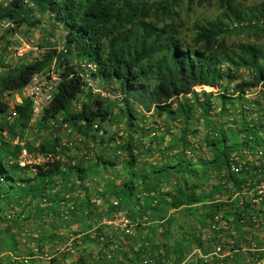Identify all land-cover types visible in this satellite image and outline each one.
<instances>
[{
  "label": "trees",
  "instance_id": "1",
  "mask_svg": "<svg viewBox=\"0 0 264 264\" xmlns=\"http://www.w3.org/2000/svg\"><path fill=\"white\" fill-rule=\"evenodd\" d=\"M219 1L225 9L221 16L195 22L192 35L184 39L176 26L158 24L150 19L159 8L169 9L171 2L166 0H0V21L12 23V26L8 24L1 30L0 38L5 41L11 27L15 28L21 23L27 27L35 26L39 24L42 14L49 17L51 24H59L64 30V50L47 47L39 56H31L15 69L1 73L0 91L21 87L34 72L49 67L55 58L59 78L51 99L42 107L40 118L47 122L50 118L56 120L60 116L58 122L64 123L77 134L73 151L72 146L60 143L56 134L36 146L25 143L28 150L60 152L61 156L58 159L21 165L17 157L24 146L12 142L11 138L18 134L15 123L21 127L26 125L31 107L27 98L14 103L12 109L15 123L0 121V199L26 204V209L39 217L51 213L60 224L66 225L81 217L92 216L94 220L101 217L103 212L91 207L92 203L88 200L90 192L98 193L106 202L108 196L117 199V204L108 202L104 211L106 213L122 207L129 208L138 202L137 192L158 191L156 184L149 181L150 177L166 176V172L172 168L180 175L188 172L195 178L213 175L217 184H214V189L202 193L194 192L193 188L199 186L197 183L184 186L177 190L178 195H173L169 202L160 195L161 205L157 209L160 213L165 212L167 203L178 205L193 202L214 192L226 193L229 186L235 183L243 184L253 174L254 165L245 164L241 169L231 171L228 157L243 148L264 147L261 137V134L264 135L262 118L242 115L241 124L227 131L221 126L210 127V133L203 140L210 155L194 156L196 163L204 165L201 171L191 166V157L184 152L185 147L192 151L198 149L195 142L186 136L188 131L194 133L196 130L189 128L190 122L195 119L193 111L196 108L200 109L202 116H207L214 106L212 98L223 107L225 102L245 99L244 93L257 85L262 87L264 94V44L237 41L227 45L223 35L231 31L232 21L238 24L234 28L243 29L264 19V1L244 7L234 5L232 0ZM81 62L91 63L93 68H85ZM240 66L247 69V78L238 76ZM87 78L114 85L112 93L116 90L120 94V111L126 116L128 125L135 119L134 107L158 115L165 114L181 123L177 133L166 131L169 135L166 142L161 143L162 136H153L144 145L146 154L150 156L156 152L164 159L163 164L149 163L147 169L139 167L142 173H135L132 166L139 159L136 155L140 144L136 138L129 137L118 146H112L116 152L114 156L103 157L97 153L93 160L88 158L80 144L87 147L84 141L87 138L96 137L99 142L104 140L97 130L100 122L110 115L111 108L107 97L90 90L85 92L78 108H72V100L83 91ZM230 79L234 81L230 82ZM195 85H199L200 89L196 90ZM202 85L212 86L214 90H205ZM254 102L257 103L256 100ZM237 103L240 111L249 110V106L244 108L240 102ZM5 107L4 103L0 105V109ZM153 143L155 146L151 149ZM173 149L175 151L169 153ZM172 155L175 160L169 164ZM120 161L128 166L129 174L140 175L141 182L135 183L128 178L118 185L107 179L102 188L96 190L97 182L89 176L98 174L97 166L107 170ZM151 197L148 195L147 199L150 201ZM237 203L238 206L233 201H219L215 206L222 204L236 208L234 213L237 218L248 219L246 207L251 203L245 200ZM61 207L68 208V219L60 218ZM149 207L156 208L151 205ZM96 232H103V226H96L93 242H99ZM111 237L116 238L115 233ZM105 240L104 245L110 241L108 235ZM147 242L148 239L144 237L142 251H147ZM91 253H88L89 257ZM101 253L96 261L108 264V257ZM85 256L88 255H80L76 263L83 264ZM176 257L178 260L182 256Z\"/></svg>",
  "mask_w": 264,
  "mask_h": 264
},
{
  "label": "rangeland",
  "instance_id": "2",
  "mask_svg": "<svg viewBox=\"0 0 264 264\" xmlns=\"http://www.w3.org/2000/svg\"><path fill=\"white\" fill-rule=\"evenodd\" d=\"M166 1L171 2L169 9L163 10V8H159L158 12L150 16V19L158 24L169 23L176 26L184 39H188L192 35L193 24L195 22H203L208 19L220 17L225 10L223 7L224 4L219 0ZM260 1L264 0H232L234 5L240 7L255 4ZM237 25L238 24L234 21L230 22V26L232 27L231 31L223 34L227 45L237 41H255L264 44V19H261L253 26H248L243 29L234 28ZM15 29L26 42L33 46L41 45L45 46V48L54 47L56 50H59L57 48L60 45H63L64 30L59 24H51L49 17L46 14L40 16V22L35 26L27 27L26 24L21 23L16 25ZM25 54L26 55L23 54L19 58L13 55H8V53L5 52L2 40L0 42V74L15 69L20 63L25 62L29 58V52ZM52 62L56 68L55 63L57 60L54 58L51 60L50 64ZM237 72L240 78L248 77L247 69L242 66L238 68ZM233 81L234 79H230V82ZM230 84L231 83H229V86ZM108 87V84L87 78L83 91L72 100V108H78L79 102L84 98L87 90H90L92 93H98L100 96H104L100 92L107 90ZM112 87H114V85H112ZM203 88L205 90H214V87L208 85H205ZM105 97H107L111 113L106 119L100 122L99 127L102 130L101 134L103 135L104 140L99 142L96 137L95 139L87 138L86 140L84 139L87 147H82V143L80 144L81 150H86L85 152L90 160H93L97 153L103 155V157L114 156L116 152L113 150L112 146H118V144L127 137L139 140L140 145L137 147L139 154L143 153V156H147L150 159L156 158V152H153L150 156H148V154L146 155L147 150L144 145L147 144L148 140L153 136H162V142H160L163 143L169 138V135L166 134L167 130L172 131L174 134L179 131L181 125L179 121L172 120L165 114L158 115L153 111L147 113L140 107H134L135 119L132 120V124L128 125L126 116L120 111V94L115 90L111 95ZM244 98L245 99L238 101L234 100L232 103L225 102L223 107H221L215 98H212L214 106L210 109L207 116H202L200 114L201 111L198 108L193 111V117L195 119H192L189 128H195L196 130L194 133L188 131V134L190 135L189 140L194 141L198 146V149L194 152V155H191L192 157L201 154L204 156L210 155V152L204 147L203 142L204 136L211 131L210 127L221 126L224 131H227L229 128H237L242 122V115L251 118H262L264 120V116H262L264 113V94L262 87L257 85L256 87L247 90L244 93ZM12 100L13 96L11 94H0V105L3 103L6 104L4 109H0V121H4L5 123H15V115L11 114L9 111L10 107H12L11 105H13ZM254 100H256L257 103H255ZM237 102H240L244 108L249 106V110L243 112L242 110L240 111ZM59 118L60 116H57L56 120L50 118L47 122H43L40 118V113H31L25 126L21 127L15 123V130L18 134H15L11 140L12 142H18L21 146H24L22 148H24L29 154L27 158L30 160L40 152L34 149L28 150L25 143L30 146H36L46 138L52 137L53 134H56L59 137L60 143L72 146L73 151V143L77 134L76 132L69 130L70 127L64 123H59ZM141 128L144 130H141ZM261 137L264 140L263 134H261ZM153 146H155L154 143L151 145V149L154 148ZM138 153L137 155H139ZM124 155L125 154L122 156L125 157ZM59 209L60 212L61 210H66L67 212L66 217L60 215V218L63 220L68 219V208L61 207ZM7 210L12 212L10 218H5L4 212ZM83 218L84 217H81L80 220ZM67 225L68 224H60L58 219L51 213L49 215L43 214L39 217L26 209V204H16L13 200L1 198L0 264H20L16 259L13 260L12 256L24 255L28 257V255L33 254L37 259V261L35 260L36 262L39 263L41 261L40 264H73V261L75 260L76 262V259L80 257V255H87L88 251L92 252L95 247L92 243L84 245L83 242H78L74 239L72 242L76 248L73 253H68L59 249L62 240L69 238V235H66L65 233L69 227ZM43 237L45 238L42 239ZM44 257H46V261H42L41 258ZM68 257H72V260L65 261ZM38 263H29L27 259L24 261V264ZM83 264H92L91 259L89 260V257L87 256L84 259Z\"/></svg>",
  "mask_w": 264,
  "mask_h": 264
},
{
  "label": "crops",
  "instance_id": "3",
  "mask_svg": "<svg viewBox=\"0 0 264 264\" xmlns=\"http://www.w3.org/2000/svg\"><path fill=\"white\" fill-rule=\"evenodd\" d=\"M146 112L150 113V110ZM173 151L175 150L173 149L169 153H173ZM136 156L139 159L132 166L135 173H142L143 170L139 169V167L147 169L149 163L153 165L164 163V159L159 154H157L156 158L151 159L143 156V153ZM190 157L191 166L199 171L203 170L204 165L196 163L194 157ZM201 157L204 156L202 155ZM171 159L168 162L169 164L174 163L175 159L173 155ZM143 161L144 163H142ZM127 167L121 161L107 170H101L100 166H97L98 174L89 177L91 180L93 179L97 182L95 183L96 190H100L107 179L109 182L112 181L118 185L123 179L128 178L132 179L135 183H140L142 177L138 174H129ZM167 172L166 176L150 177L149 181L151 184H156L158 187L156 193L146 190L139 191L136 193L138 195V202H135L134 205L131 204L129 208L122 207L127 210L126 216L131 224V232H113L116 238L119 239V252L117 251L115 256L106 258L108 264H203L200 262V254L214 250L218 244L221 251L220 255H222V264H264L263 253L260 250L250 249L252 242H256L258 245L264 244V228L263 230L254 228L246 217V220H244L242 212H240V217L242 218H237L236 213H234L236 208H228L227 205L222 204L215 206L219 201H233L236 205L238 204L237 202L242 200L249 203L248 196L243 193L239 183H235L236 185H232L231 187L229 186V190H226V193L223 194L214 192L211 195L202 196L193 202H182L178 205L167 203L165 212L160 213L157 212V209L161 205L160 199L163 198L166 202H169L173 195H178L177 190L179 188L182 189L184 186L197 183L199 186L194 187L193 190L195 193H202L214 189V184H217L216 178L213 175L195 178L188 172L180 175L173 168ZM93 192H90L88 200L92 203V209L95 208V210L103 212L101 217L98 220H94L92 216L84 217L81 220L80 218L72 220L68 223L67 226L69 227L65 233L69 237L72 236L75 241L83 242L84 245L92 243L95 247L92 250L91 257L88 254L90 251H88L87 255L89 260L91 259L92 264H97L98 254L102 252L103 254H101L104 257L105 254L100 242L97 240L93 242L95 229L96 226L100 228L101 218L111 216L114 212L109 211L106 213L104 211L107 209L108 202L116 198L108 196V202H106L101 195ZM163 192H167V194ZM148 195L152 196L150 201L147 199ZM160 195L163 197L161 198ZM148 205L156 206V208H148ZM250 207L251 204H248L246 214H248ZM239 208L244 207L239 206ZM214 217L217 218L216 222L222 228L225 227L224 230H221V228L217 230L210 226ZM102 226L103 231L108 230L106 225ZM84 236L87 237L83 238ZM144 237L148 239L147 244L149 247L146 249L147 251L141 250V243ZM137 251L140 253H137ZM178 255L182 257L176 260V256ZM144 257L147 258L146 262H143ZM26 259L29 263H38L34 254L26 256ZM41 259L42 261H46V257ZM69 260L71 261L72 257L65 259V261ZM40 263L41 261L38 264ZM73 264H76L75 260Z\"/></svg>",
  "mask_w": 264,
  "mask_h": 264
},
{
  "label": "built area",
  "instance_id": "4",
  "mask_svg": "<svg viewBox=\"0 0 264 264\" xmlns=\"http://www.w3.org/2000/svg\"><path fill=\"white\" fill-rule=\"evenodd\" d=\"M8 24L12 26V23L9 21H0V33L1 30L4 29ZM7 41L0 38V42L3 40L5 52L8 55H13L15 57H21L23 54L29 52V57L31 56H39L45 46H33L26 42L23 37L17 32L14 27H11L8 34L6 35ZM57 49L64 50L63 45H60ZM54 59V58H53ZM85 68H93V64L91 63H80ZM58 73L56 68L54 67L53 62L47 68H43L37 72H34L30 79L23 84L21 87L17 89H4L0 91V94H11L13 96V104L21 102L23 99H28L31 107V113L36 114L40 113L42 107L45 106L52 97V94L56 88V83L58 81ZM205 85H202L204 87ZM112 85H109L108 89L105 91H101L100 93L104 96L111 95L112 93ZM194 88L196 90L200 89L199 85H195ZM12 106V105H11ZM11 114H14L12 107L9 109ZM96 126V124H93ZM98 134L102 133L101 128L97 130ZM188 139H190V135H186ZM184 152L186 155L191 156L194 155L195 151L190 150L189 147L184 148ZM201 154L200 156H202ZM29 154L26 152L24 148H21L20 153L18 154L17 161L19 164L23 165L24 163L33 162H41L46 160L58 159L60 158L59 152L54 151H44L40 152L36 156L33 157L32 160L27 158ZM204 156V155H203ZM252 163L254 168L252 169V175L249 176L243 184H240L241 190L243 193L248 196V199L251 203V207L248 210V219L251 225L257 230H263L264 228V147L255 146L249 149H240L237 152H232L228 157V167L231 171H237L242 168L245 164ZM240 201V200H239ZM111 203L117 204V199H112ZM66 210H61L60 215L62 217H66ZM127 210L125 208L116 209L111 216H106L101 218L100 225H106L108 230L103 232H96L98 234V239L100 244L103 246V252L106 257L115 256L119 248V239L112 238L111 234L114 231L122 232V233H130L131 232V224L126 216ZM5 218H10L12 212L7 210L4 212ZM217 218L214 217L210 226L214 229L224 230L218 222H216ZM108 235L110 241L107 244H103L106 242L105 236ZM73 237L66 238L62 240L61 245L59 247L60 250H64L68 253H73L75 251L76 246L73 245ZM250 249L252 250H260L264 256V244L258 245L256 242H252L250 245ZM220 251L219 244L215 247L214 250L208 251L206 253L200 254V258L203 264H222L221 258L222 255ZM12 259H16L20 264H24L26 260V256H12ZM147 258H143V262H146Z\"/></svg>",
  "mask_w": 264,
  "mask_h": 264
}]
</instances>
